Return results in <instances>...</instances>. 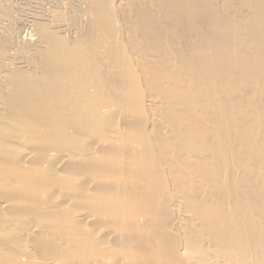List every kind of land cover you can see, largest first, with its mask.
I'll return each mask as SVG.
<instances>
[{"label":"bare ground","instance_id":"6f19581e","mask_svg":"<svg viewBox=\"0 0 264 264\" xmlns=\"http://www.w3.org/2000/svg\"><path fill=\"white\" fill-rule=\"evenodd\" d=\"M0 264H264V0H0Z\"/></svg>","mask_w":264,"mask_h":264}]
</instances>
